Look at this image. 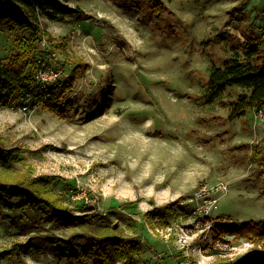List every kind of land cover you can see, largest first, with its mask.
<instances>
[{"label": "rangeland", "instance_id": "obj_1", "mask_svg": "<svg viewBox=\"0 0 264 264\" xmlns=\"http://www.w3.org/2000/svg\"><path fill=\"white\" fill-rule=\"evenodd\" d=\"M60 1L82 13L38 15L39 45L53 55L59 78L79 67L72 107L64 116L41 104L0 107V147L23 156L0 163V178L60 175L65 182L51 185L52 195L89 216L84 227L64 228L0 209V249L31 244L1 264H98L67 260L51 238L87 237L114 224L118 235L138 239L134 264H243L261 246L214 237L213 227L264 220V164L249 159L255 145L264 155V106L262 115L248 110L230 120L223 103L243 89L227 87L206 101L204 88L212 66L242 54L247 38L264 37V0H162L161 14L152 12L153 0ZM28 33L3 25L0 58L16 56L14 38ZM217 181L227 189L204 223L190 196ZM72 184L81 198H72Z\"/></svg>", "mask_w": 264, "mask_h": 264}, {"label": "trees", "instance_id": "obj_2", "mask_svg": "<svg viewBox=\"0 0 264 264\" xmlns=\"http://www.w3.org/2000/svg\"><path fill=\"white\" fill-rule=\"evenodd\" d=\"M126 1L128 3L132 0ZM153 1L152 12L161 14L165 10V3L162 0ZM80 13L82 10L79 8L64 4L60 0H0V28L5 24H12L17 28L29 30L27 36L14 38L16 56L8 61L0 58V107L25 101L28 108L41 104L60 116L66 115L67 110L72 107L69 92L79 76L80 69L72 68L63 79L58 78L44 86L35 79L36 60L43 56L44 52L39 45L40 28L37 16L62 19L66 15ZM231 86L241 87L243 91L223 103L228 109V119L238 118L248 110H263L264 37L247 38L242 54L235 51L222 65H214L209 69L204 88L205 100L218 98ZM251 153L249 159L259 156L261 164H264V155L256 145L251 147ZM22 158L18 148L0 147L2 165L8 166ZM64 182L65 179L57 174H29L16 182L0 178V209L20 210L25 213L26 218L35 223L44 222L64 228L74 225L84 227V219H87L89 214H76L73 208L59 202L50 192L51 185ZM75 189V184H72L71 191ZM80 208L79 206L78 209ZM164 221L166 223V220ZM114 225L111 229L99 230L87 237L80 234L67 237L53 235L51 243L67 260L84 261L90 257L98 264H108L110 259L116 260L118 264H134L135 257L141 252L138 239L133 234L118 235ZM213 229L216 232L214 237L222 238L227 233L237 238L245 237L253 244H259V250L243 255L238 261L243 259V264H264V220L220 223ZM30 248L28 240L13 242L9 248H1L0 264L2 257H11L17 251Z\"/></svg>", "mask_w": 264, "mask_h": 264}, {"label": "built area", "instance_id": "obj_3", "mask_svg": "<svg viewBox=\"0 0 264 264\" xmlns=\"http://www.w3.org/2000/svg\"><path fill=\"white\" fill-rule=\"evenodd\" d=\"M43 56L38 58L35 70H34V76L35 79L44 86L45 84L49 82H53L56 79L59 78L60 69L56 70V66H52L55 64L53 60V55L48 54L47 50L43 48ZM20 107L23 110H28V107L26 105L25 101H22L20 103ZM263 110L259 108L256 110V114L262 115ZM76 189L72 192L71 196L72 198H81V194L78 193L79 185L75 184ZM227 189V186L222 181H217L212 184L208 182H203L198 186L196 190L193 191L192 195L190 196V201L196 202V210L198 213H200L202 220H204V223H211L213 221V217H211L212 212L217 207V202L220 197L221 193H224ZM85 198V201H88V198L86 196H82ZM198 205V207H197ZM209 226H211L209 224ZM172 231V230H169ZM159 258L161 257L160 254L157 255ZM156 256V258H157ZM184 264H193L190 260H187L184 262Z\"/></svg>", "mask_w": 264, "mask_h": 264}]
</instances>
